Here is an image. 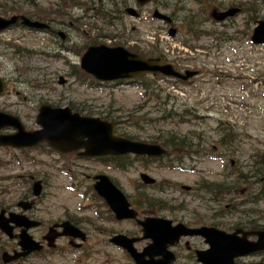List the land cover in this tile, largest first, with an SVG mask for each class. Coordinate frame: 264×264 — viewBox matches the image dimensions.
Masks as SVG:
<instances>
[{"label": "rangeland", "instance_id": "rangeland-1", "mask_svg": "<svg viewBox=\"0 0 264 264\" xmlns=\"http://www.w3.org/2000/svg\"><path fill=\"white\" fill-rule=\"evenodd\" d=\"M125 1L130 2L31 0L30 5L23 0H0V16L36 15L40 21H52L54 30L64 31L68 35L64 42L52 34L21 29L0 35V77L7 80L8 86L6 96L0 99V107L6 113L19 116L27 130L36 128L34 109L45 103L53 107H73L91 117L108 115L120 134L137 141L153 142L157 137L162 140V136L168 132L189 138L186 141L191 143L193 149L202 150L200 157H195L197 160L188 159L183 163V170L142 168L141 164L135 163L127 173H121L97 161L77 159L75 155L57 156L43 145L23 153L0 149V178L19 172L47 177L48 195L43 201L39 200L41 218L46 221H89L88 225H79L86 231H92L84 251L93 253V258L87 263L83 261V264H131L121 251L106 244L105 239L102 242L97 230L103 228L107 232L124 231L131 234L136 228L128 223L115 225L111 221L104 222L105 211L101 204L95 202L96 199L94 203L82 200L59 168L63 167V171L71 168L74 172L89 176L99 173L110 176L122 186L137 207L136 202L141 203L144 195H152L169 210H183L178 214L160 212L159 215L163 217L190 218L192 212L198 219H208L212 212L243 201L248 194V186H236L238 196L232 197L224 196L227 190H217L218 204L209 201L213 194L199 189L211 183L228 186L227 182L254 170L252 167H255L259 155L264 156V47L253 46L249 41L256 21L249 17L251 8L258 13L259 5V19L264 20V0H156L143 10L140 19L121 15L116 20V10L120 8L122 11ZM230 7L242 8L245 14L221 24L208 20L212 9ZM156 8L172 17L175 22L173 27L179 31L177 38L167 39L168 26L151 18ZM103 12L114 13L116 18H107ZM189 29L196 31L197 35L190 36L192 32ZM152 39L159 42L157 52L150 50V45L146 43ZM180 40L187 43L186 46H181ZM94 42L110 47L122 46L150 57L163 52L177 59L181 66L201 71V75L190 86H172L158 80L160 87L170 95L169 98L174 99L169 106L173 105L171 109L175 116L162 120L161 113L169 111L170 107L167 106V110L161 98L151 99L142 94L143 91L131 82L87 85V80L83 79L80 83L81 77L72 66L78 67L84 49ZM10 43L20 49V58L11 55L10 49L5 51ZM54 55L59 56L54 58ZM181 60L187 62L183 65ZM73 70L76 72L74 76ZM60 78L66 81L64 85L59 84ZM184 109L190 113L184 118L188 120L186 123L180 121ZM223 122L229 123L232 130L228 147L221 146L220 142L226 126L222 127L225 128L223 132L216 129L217 124ZM24 154L32 162L25 159ZM214 157L216 160H212ZM141 173L149 175L157 185L168 183L176 190L168 189L156 195V191L139 185L138 176ZM250 176H254L253 171ZM183 186L192 191H181ZM251 192L257 195L260 190ZM7 195L0 196V201H4ZM239 210L258 221L259 227H264V198L260 196L255 204L240 203ZM232 222L227 220L221 223L231 226ZM63 244L59 242V246ZM62 262L56 257H49L36 264Z\"/></svg>", "mask_w": 264, "mask_h": 264}, {"label": "water", "instance_id": "water-1", "mask_svg": "<svg viewBox=\"0 0 264 264\" xmlns=\"http://www.w3.org/2000/svg\"><path fill=\"white\" fill-rule=\"evenodd\" d=\"M150 0H136L138 5H143ZM126 12L136 17L133 9H127ZM237 13V9H229L225 12H212L211 16L216 21H222ZM154 18L163 20L167 23L170 19L155 12ZM16 17L8 20L0 18V31L8 28L16 22ZM22 24L30 28L41 29L44 24L30 22L24 17H20ZM174 29H170L168 35L174 36ZM61 38L63 36L60 34ZM251 40L255 44H264V22H260L255 28ZM80 68L83 72L91 76L98 82H113L118 80L133 79L146 73H159L169 78H178L187 81L194 76L195 72H186L185 77L181 76L169 65L161 64L160 59H143L138 55L131 54L121 47L107 48L104 46L89 47L80 58ZM3 92V85L0 82V94ZM39 114L35 118V123L40 127L37 131L26 132L18 119L0 114V129L14 128L17 132L10 136L0 135V146H11L15 148L33 147L39 143L46 142L51 148L67 153L77 150H84L80 153L85 157H97L102 155H123L127 153L137 155L159 156L164 153L160 147L145 143L133 142L112 135V125L98 118L81 117L78 113H72L69 108L53 109L49 106H41ZM94 185L97 193L104 197L111 210L115 213L118 220L125 218H134L132 211L128 210V205L123 196L109 183L106 177L99 176ZM144 183H152L151 179L143 177ZM39 194L38 188L34 192ZM143 226V238H150L152 244L148 245L142 253L138 254L132 248L135 240H128L124 237L112 239L115 245L125 249L134 259L136 264H171L172 257L165 252L166 244L177 240L179 236L186 235L176 229H170L169 223L164 220H147L141 223ZM64 233L73 237L81 236L78 231L68 223L62 224ZM193 234V233H191ZM189 234V235H191ZM194 234H197L194 231ZM209 244L210 249L202 254H197V259L202 264H233V258L247 255L259 250H264V232L258 233V240L254 243L239 242L233 240V236L224 233H217L213 230H205L202 233ZM59 235L54 234L51 229L46 237L49 246ZM172 241V242H171ZM23 247L27 250L29 242H23ZM31 243V242H30ZM35 249H39L34 245ZM34 249V250H35ZM161 255L160 261H155L154 256ZM149 257L144 260V257Z\"/></svg>", "mask_w": 264, "mask_h": 264}, {"label": "flooded vegetation", "instance_id": "flooded-vegetation-1", "mask_svg": "<svg viewBox=\"0 0 264 264\" xmlns=\"http://www.w3.org/2000/svg\"><path fill=\"white\" fill-rule=\"evenodd\" d=\"M30 180L34 179L33 176H28ZM87 180L90 178L88 176L85 177ZM41 180V179H40ZM42 182V180H41ZM43 184V182H42ZM117 185V183H116ZM24 188L20 187L18 189V196L20 198L7 205H1L0 211L3 210L4 214L2 217V220L7 223V226L10 228L9 236H5L3 233L0 232V264H36V262H40L41 256L44 254H51L56 255L58 258V255L56 252H50L47 251V249L44 247L42 252H36V253H30L27 256H19L15 260H8V257H6V261L4 262L2 259V253H7V256H13L16 253H20V235L25 231V227L22 223L18 225V221L20 220H10V214L18 215V216H25L28 220H30L32 223H30V228L26 231L27 234L32 238V240L39 242L41 244H45L44 242V236L46 235V232L48 228L56 223L50 221H46L45 219L41 218L40 216V202L39 200H34L33 204L31 205L28 210H25V205H22V203H27L31 201V195L27 193V190L24 192ZM13 200V199H11ZM20 201V206L17 205V202ZM10 213V214H9ZM140 215V213H139ZM154 215V214H151ZM194 213L191 218H188L184 216L183 218H179V223L184 224L185 226L190 227H199L202 225L201 222L197 221ZM147 216L142 215L140 219L146 218ZM174 222V220H172ZM34 224V225H32ZM132 226H135L131 224ZM84 231V229H82ZM86 233L87 239L89 238V234L87 231H84ZM99 232H103V230H99ZM63 242L68 243V239L61 238L60 239ZM201 242L199 238H188L182 240L179 244H177L175 247H173L171 250L175 255L176 261L179 264H190L188 261H192L194 258L193 256V250L197 248V243ZM47 260V259H46Z\"/></svg>", "mask_w": 264, "mask_h": 264}, {"label": "trees", "instance_id": "trees-1", "mask_svg": "<svg viewBox=\"0 0 264 264\" xmlns=\"http://www.w3.org/2000/svg\"><path fill=\"white\" fill-rule=\"evenodd\" d=\"M192 34H193V36H195L196 32L193 31ZM138 85L140 87H142L144 89V91L148 92L149 94H151L156 99H160L161 97H163V95L161 94L163 92V90L160 89V87H158L157 84H155V80L142 79V80H140ZM155 93H157L159 96L156 95ZM166 99L168 100V98H166ZM169 107H170V112L163 113L162 114L163 119H167V117L173 118L175 116L174 115L175 113L171 109V106H169ZM103 118L108 120L109 116L106 115ZM115 132L118 135L120 134L117 129L115 130ZM229 135H230V133L228 134V136L225 135L226 137L224 136L221 138V141H220L221 146H227L229 144L230 137H231V135L230 136ZM186 138L187 137H184V138H181L180 136L177 137L173 133L169 134L167 132L165 135L162 136V140H159V138L157 137V138L153 139L152 141H153V143H159L162 146H164L168 149H173V150H176L179 147H181V149H189V150L193 149L191 146V143L189 141H186ZM121 160H125V158H122ZM254 164H255V167H252V169H254V170H252L254 172V176H250L249 174H247L245 176H238L231 184L233 190L238 185H247L248 186V192H247L248 194L246 196V202L247 203L258 202L260 196L262 198H264V156L259 155V157L257 158V161H255ZM162 166H164V165H162ZM252 171H249V173ZM252 180H255V181H252ZM254 185H255L256 190H260V192L257 195H253L251 190H250V188ZM215 186H216L215 187L216 190L223 188V185H221V184H217ZM210 189H213V188L210 184H208L203 190L209 191ZM146 199L147 200H145V204H143V205H145L147 207L150 206V208L146 207L147 210H149V211L157 210V208L162 207L160 200L153 199L152 197H149V196ZM249 225H250V223H249Z\"/></svg>", "mask_w": 264, "mask_h": 264}]
</instances>
